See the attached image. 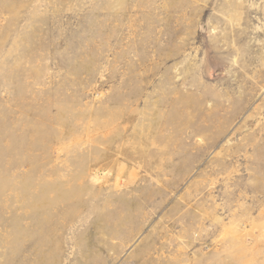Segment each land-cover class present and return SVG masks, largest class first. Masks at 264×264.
<instances>
[{"label": "rangeland", "instance_id": "rangeland-1", "mask_svg": "<svg viewBox=\"0 0 264 264\" xmlns=\"http://www.w3.org/2000/svg\"><path fill=\"white\" fill-rule=\"evenodd\" d=\"M0 264H264V0H0Z\"/></svg>", "mask_w": 264, "mask_h": 264}]
</instances>
